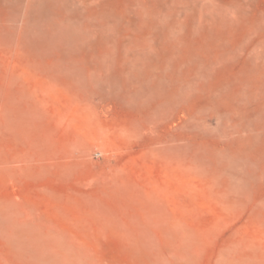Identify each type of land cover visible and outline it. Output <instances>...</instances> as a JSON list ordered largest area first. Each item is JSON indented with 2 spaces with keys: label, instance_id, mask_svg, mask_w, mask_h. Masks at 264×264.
Listing matches in <instances>:
<instances>
[{
  "label": "rangeland",
  "instance_id": "374dc122",
  "mask_svg": "<svg viewBox=\"0 0 264 264\" xmlns=\"http://www.w3.org/2000/svg\"><path fill=\"white\" fill-rule=\"evenodd\" d=\"M0 264H264V0H0Z\"/></svg>",
  "mask_w": 264,
  "mask_h": 264
}]
</instances>
